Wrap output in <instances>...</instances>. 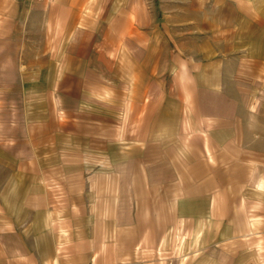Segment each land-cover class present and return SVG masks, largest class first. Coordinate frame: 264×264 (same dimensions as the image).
Listing matches in <instances>:
<instances>
[{
  "label": "crops",
  "instance_id": "1",
  "mask_svg": "<svg viewBox=\"0 0 264 264\" xmlns=\"http://www.w3.org/2000/svg\"><path fill=\"white\" fill-rule=\"evenodd\" d=\"M0 264H264V0H0Z\"/></svg>",
  "mask_w": 264,
  "mask_h": 264
}]
</instances>
